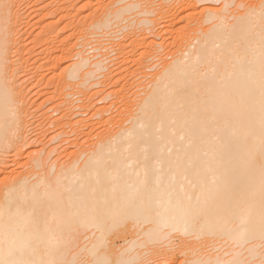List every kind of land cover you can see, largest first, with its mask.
I'll return each mask as SVG.
<instances>
[{
	"label": "bare ground",
	"instance_id": "6f19581e",
	"mask_svg": "<svg viewBox=\"0 0 264 264\" xmlns=\"http://www.w3.org/2000/svg\"><path fill=\"white\" fill-rule=\"evenodd\" d=\"M156 1L158 2V0ZM156 1L118 0L117 5L119 6L121 3V6L115 10H113L114 8L108 9L107 5L109 4H107L106 10L99 16L97 15L92 20V25L89 26L94 31H88L89 33L86 34L95 35L100 31L103 33L114 23L127 20V16L134 9L139 6L141 8L143 5L142 8L145 9H142L139 14L150 15L152 11V15L156 11L158 15L154 19L146 16L139 23L136 22L135 25L138 24L144 28H137L142 33L135 40L133 39L134 46H143L148 44L149 40L150 42L154 40L149 39L146 42L147 33L151 32L153 23L157 22V26H168L167 30L161 32L165 34V36L163 35L165 38L163 37V42L160 41L162 42L160 49L154 47L158 40L152 42L154 43L153 48H157L154 55L156 54L155 57H158L157 54L163 46L167 48L175 46V42L170 45L167 40L168 35L172 32L171 25L174 26L177 22L173 24V20L175 18L178 20L177 16L183 13L182 11L177 15V3L180 2L181 6L179 5V7L184 10L193 9L195 11L200 7L198 6L200 2L217 3L220 0H179V2L176 0V4L173 3L174 0L173 2L159 0V3ZM55 2L57 8L51 5H54ZM125 2L126 4L122 5ZM152 2L157 3L158 8H155L157 4L153 7ZM79 3V0H53L42 7L46 12L43 13V10L39 12L43 13L42 19L44 20L46 16L49 18L48 15L52 12L51 8L56 9L55 12H66L62 18H59V21L66 20L63 28L75 27V31L78 32L79 9L85 11L84 8L92 6L95 1L87 0L83 4L80 3L81 5ZM149 3L152 4L149 6ZM175 6L176 11L174 10ZM247 6L245 9L250 11L243 12L244 14L238 13L239 16L236 20L234 19L235 22H231L230 25L228 24L229 20L233 17H230L229 20L226 17L227 11L223 9L226 6L220 7L224 12L221 9L216 10V7L214 9L205 7L201 11L202 14L200 13L202 18L197 17L200 19L199 22L195 20L198 26L196 24V29H191L196 34L194 37L192 32L194 41L189 42L188 40L187 42L188 30L181 28V32L183 30L181 35H187L183 36L185 38L181 36L183 43H180L181 45L178 43L180 46L178 45L179 47H176V51L173 52V58L171 56V60H173L169 63L165 60L166 64L162 66L163 62L161 61L165 56L162 59L158 58L161 62H159V66L161 65L163 69H158L156 63L157 73L151 74L153 79L150 73L147 74L149 76L144 74L146 77H151V80L149 85L141 84L144 92L140 91L142 95L137 92L141 95L137 94L139 99L133 100L130 95L132 99L128 100L129 95L123 94L118 98L119 100H113L110 105L105 107L99 105L98 109L97 106H93L96 105V100L95 102L86 100L87 102L80 106L76 104L83 110L85 108L86 112L90 108L96 107L94 114L91 116V113V117H86L90 118L86 121L87 124L83 125L86 118L78 119L75 121L77 124L82 123L84 127L97 124L98 126H95L99 127L110 121L112 124H114L113 122L118 123L119 126L120 121L121 126L117 128L119 130L116 129L117 132L113 129L115 133H111L112 128L110 132L108 129L110 127H108L103 132L104 134L109 132L105 135L101 133L100 136L97 133L101 131L95 130L96 127L93 125L91 128L95 130L96 133H93L96 136L99 135L100 138L98 136L96 138L99 140L94 141L93 146L91 145L93 141H91V144H88L93 147L91 150L87 149V152L84 150L85 152L79 154L80 156L76 154V159L74 157L75 160L69 161L70 165L66 163L62 166L63 168L66 165L69 166L66 167L67 169L63 170L59 166L61 169L57 170L58 173L56 172L57 175L53 178L51 176L52 179L42 174L40 176V172L32 174L35 172L33 170L31 173L29 172L30 175L23 172L21 173L23 175L19 174L13 179L9 178L10 176L2 177L3 179L0 181L2 183L0 184L2 186L0 188V264H108L110 260L113 261V264L114 261L115 264H126L123 261L126 257L128 261L130 260L129 254L127 255L126 251L120 248L122 251H119L124 252V255L127 256L125 258L122 255L121 258L118 257L120 255L115 256L114 249L116 247L113 246L112 240V234L118 235L125 231L138 235L136 239H133V244L129 243L131 246L128 245V247H133L134 250V246L147 245L149 247L150 245L154 249L153 252L155 251L157 254H153L156 260H159V257H162V260L163 258L168 259L167 257L171 260L172 257L174 258L178 246L176 245V250L175 247L173 248L174 245L171 246L173 236L170 234L179 233L185 238L181 239L182 245L179 244L181 247L177 252L189 251V255L185 259L187 264H264V0L256 4L254 2L250 4V7ZM194 11L190 12V15ZM233 14L235 15L234 12ZM190 15L187 14L189 17ZM6 16L7 10L3 0H0V149L14 147L15 159L17 154L25 148L23 146L27 144L24 140L28 141L30 138H26L28 137L25 126L27 121L24 120L25 115H23V110H25L23 107L26 105L20 106L19 104L18 93L22 89L16 93V88L8 78L7 60L10 44L5 24ZM187 16L182 17L184 19ZM59 21L43 25L40 34L44 36V39L52 36L50 33H54L60 26L58 25ZM132 22L135 23V21H131V24ZM150 23L152 24L149 25ZM131 24L121 27L123 29L134 26ZM207 24H211L210 27H205ZM147 25L150 26V29L148 28L149 31L144 32L145 29L147 31ZM156 31L152 30L151 34ZM60 33L61 31H58L54 35L56 36L54 40L51 36L52 40L50 37L46 41L44 40L47 43L50 42L48 49H45L46 53L44 52L47 63L43 64L52 66L51 68L58 66L64 56L53 53L58 49L56 45L63 44L70 39L66 37L62 41H57V37L62 36ZM161 33L159 31V34ZM86 34L80 38L83 40ZM136 34H138L137 31ZM155 36L162 37L157 33ZM192 37L190 36L191 39H193ZM76 42L72 48H69L71 51L67 49V52H71L69 56L73 59L79 57L74 60L75 62L73 61L74 63L69 64L67 70H63L66 71L65 74L60 75L64 82L66 81L63 86L70 85L68 83L70 80L76 81L79 77L85 81L87 75L98 76V71L105 68L104 59L100 57L101 60L103 59L104 66H102L101 60L99 62L96 60L92 64L95 68L87 69L85 74L81 73L88 62H92L88 61L89 57L87 56V58L85 55L87 41L84 43L86 45L83 50L80 51L78 48V50L75 49V45L79 46L78 41ZM123 42H119L121 45H118L122 53L126 50L124 48L126 44ZM150 42L149 45L152 44ZM184 43H189L185 46V48L187 47L186 52L180 48L185 45ZM105 49L108 48L105 47ZM101 50L104 49L101 48ZM157 51L159 52L156 53ZM164 53L166 55V52ZM52 54L55 57H52ZM154 55H152L153 58ZM160 56L162 57V54ZM168 58L170 57L168 56ZM149 59L152 58L149 57ZM142 66L148 67L145 64ZM139 67L137 68L138 73L144 77ZM112 68L111 75L113 78L118 75L115 80V83H118L121 78L119 74L123 71H120L118 66L119 71H113L114 68ZM150 68H152L151 65L149 70ZM154 68L153 65L152 69ZM143 69L141 68V70ZM105 70L107 69L103 71ZM96 72L97 74H95ZM42 77L44 78V75ZM142 82L144 81L142 80ZM134 83L131 85L133 86ZM133 95L135 98L136 93ZM108 96H103L102 101H98L104 102ZM65 99L66 96L50 109L52 111L59 110L61 104H67L70 100ZM70 101L72 103V99ZM74 102L71 104L72 106ZM113 106L115 109L118 108L119 119H117V114L110 112ZM63 108L61 107L62 110ZM71 109L74 113V109L77 108L75 106ZM65 111L61 117L57 118V121L56 119L52 120V123L63 122L66 118V122L60 123L61 128L75 125L76 123L71 120L73 118L69 117L71 116L70 112ZM81 112L82 115L83 112ZM107 112H110L109 116L111 113L112 116H116L115 119L118 121H114L112 116H108L109 118L106 116L107 119L103 120L106 118L104 115ZM98 115L100 117L97 118V122L91 123V119H95V116ZM102 116L104 117L102 118ZM44 117L49 118V115ZM45 118L42 120L43 122ZM99 118L102 119L98 120ZM49 122L51 124L50 120ZM80 127H74L76 128L75 132L71 129L73 133H77L74 137L78 141L80 135L77 129ZM46 128L42 131L45 132ZM35 131L37 132V129ZM62 131L67 132L66 129ZM89 133L91 135L92 131ZM89 133L87 137L90 136ZM37 135L45 136L41 132H38ZM94 135H91L90 139L93 140ZM21 137L23 139L25 137L24 145L21 142ZM86 139L85 141H87ZM78 141L76 144H79ZM70 143V146L73 144L75 146V142L73 143L72 140ZM28 144L30 145V142ZM79 147L82 148V146ZM43 148L45 149V147ZM40 150L41 148L38 149V152ZM38 152V156L34 157V166L40 169V166L43 165H41V160L45 157L39 156ZM81 156L84 158H80ZM80 159L82 160L80 161ZM3 163L0 162V173L8 170L10 165ZM54 167L52 166V170ZM32 175L35 178H32L34 177ZM89 236H92L91 239H88ZM167 245L170 246L169 249L164 247ZM165 248L169 251L170 248H173L174 254L173 251H165ZM119 251L117 250L118 254ZM110 252H113L114 255L110 256ZM138 253L130 255L131 259L134 258L136 261L137 258L138 260L140 258V255L137 256ZM184 254L186 255V252ZM115 257H118V260ZM161 259L160 263H162ZM166 262L168 261L166 260Z\"/></svg>",
	"mask_w": 264,
	"mask_h": 264
},
{
	"label": "rangeland",
	"instance_id": "374dc122",
	"mask_svg": "<svg viewBox=\"0 0 264 264\" xmlns=\"http://www.w3.org/2000/svg\"><path fill=\"white\" fill-rule=\"evenodd\" d=\"M50 1H52L53 2V0H3V4H4V6H5V8H6V10H7V16H6V18H5V24H6V28H7V37H8V39H9V50H8V60H7V65H8V67H7V69H8V78L10 79V83L12 84V85H14V87L16 88V93H18L21 89V91L20 92H22V93H18V97H19V104H20V106L22 105V106H27V109H26V106L25 107H23V108H25V110H23V115H25V118H24V120L25 121H27V122H25V126H26V128H27V130L26 131H28V137H26L27 139H29L28 141H26V139H25V137H24V139H23V137H21V142L23 143V145L25 144V142H27V144L26 145H29L28 143L30 142V145L29 146H26V145H22L23 147H25V148H23L22 150H21V152H19L18 154H17V157H15V159H14V155H15V153H16V151H15V148L14 147H9V148H5V149H0V162H4L3 164L5 165V164H10L9 165V168H8V170H9V172H8V170L6 169L5 171H3V172H1L0 173V181H2V179L4 178V177H6V176H10L9 178H11V179H13V177H18L19 176V174H21V173H26L27 175L29 174L30 175V173H31V170H33V171H35V172H32V174L33 173H39V175L40 176H46V177H48L49 176V178H51V176H52V178H53V176H55V175H57V174H55L56 172L58 173V171L57 170H59V168L60 167H62L64 164H66V163H68L69 165H70V163L72 162L71 160L75 157V159H76V154H81L84 150H86V152H87V149H89V150H91L93 147V144H94V141H96V140H99V135L101 136L102 134H104V132L103 131H105L106 130V128H108V127H110V128H108L109 129V131L111 132V128H112V132L111 133H113L114 132V130H115V132H117L116 131V129L117 128H119V126H121L120 125V121H119V126H118V123H116V122H113L114 124H112L110 121L108 122V123H105V125H101V126H99V127H96V126H98L97 124H93L96 128H95V130H97L98 132L99 131H101V132H99V133H97V134H99V135H97L99 138L98 139H96L97 138V136H96V132H95V130L94 129H92L91 127H93V125L91 126L90 125V127L88 128L87 126H83L84 124H87L86 123V121H88L89 119H87L86 117H89L90 116V114H91V116L94 114L93 112H95L96 110H95V108L96 107H92V108H90V110L88 111V112H86L85 110V108H84V110H83V108H79V107H77V105L78 106H80L81 104H83V103H85V102H87L86 100H91V102H92V100H93V102H95V100L97 101V103H96V105H93V106H97V109H98V107L100 108V106H103V107H105V106H107V105H110L111 103H112V101L113 100H119L118 98H120L123 94H127V95H129V98H128V100H131L132 98H133V100L134 99H139V97H137V94H139V93H137V92H144V89L142 88V85L144 84L145 86L146 85H149V82H150V80H151V74L153 75L154 73L156 74L157 72H156V70H157V68L158 69H160V68H162V66L164 65V64H166V61H168V63L169 62H171L172 60H171V56H172V58H173V55L172 54H174L173 52L174 51H176V49L181 45L180 43H183V42H181L183 39L181 38V34L183 33V30H182V32H181V28H183V29H186V30H188L187 31V33H188V39H187V34L186 35H183V36H186V40H187V42H188V40H189V42L191 41V40H193L194 41V38L192 37L193 36V34H192V32L194 33V37L196 36V34H195V32L193 31L194 29H196V24H197V21L199 22V18H202L201 17V11L205 8V7H212V9H214L215 7V9L216 10H219V9H221V8H223V7H225L226 6V8H223V9H225V11H227L226 12V17H228V20L230 19V17H233V18H231L229 21V25H230V23L231 22H233L234 21V19L236 20L237 19V17L239 16V14L242 12V14H244L248 9H245L246 8V6L247 5H249V6H247V7H250V4H252V3H254L255 2V4L257 3V2H260V1H258V0H220L219 2H217V3H215V2H200V3H198V6H200V7H198V8H196L197 10H199V11H197L196 9H195V11L192 9H187V10H184V8L182 9L181 7H179V0L177 1V2H179V3H177L176 2V0H174V2H173V0H170V2L172 1L173 3H175L176 5H178V7H177V9H176V6H175V11L177 10V15H178V13L180 14L182 11H183V13H182V15H178L177 17H178V20H180V18H182L180 21H178V20H173V24L176 22V24H174V26L173 25H171L172 27V29H171V34H169L168 36V40H167V42L170 44V45H172L174 42H175V46L174 45H172V46H170L171 47V50H173V51H171L170 50V47L169 48H167V47H165V46H163L162 48H161V50H160V52H161V54H162V57L160 56L161 54H160V52L159 51H157L156 53H158L157 54V56L158 57H155V55H154V52H155V50L157 49V48H153V45H154V43H152L154 40H158V41H156V43H155V45H154V47H159V49H160V47H161V43L163 42V40H164V36H165V34H162L161 32L163 31L164 32V30L168 27H166V26H164V27H162L163 25H159V26H157V22H155L156 23V26H154V24L155 23H150L149 25H151V32H152V30H154V32L156 31V33L158 34V35H162V37L161 36H159V38H158V36L156 37L155 35H156V33H152L151 34V32L148 30V28L150 27V26H148L147 25V31H145L144 29V32H148L149 33V35H148V33H147V36H148V39H147V41L146 42H148V40L149 39H154L152 42H150V40H149V42L150 43H152V44H150L149 45V42H148V44L146 43V44H144L143 46H145V47H143L142 45L140 46H134V40L136 39V37L138 36V35H141V33L142 32H140V29H138L137 30V28H141V26L140 25H135L136 24V22L137 23H139V21H141L142 20V18L144 19V18H146V16H147V18H151L152 19V17H153V19L156 17V15H158V13L156 14L154 11V14H152L151 15V13H152V11H151V13H150V15L149 14H147V13H145L144 15L141 13V14H139L140 13V11H142V7H144L143 5L141 6V8H136V9H134L132 12H131V14H129L128 16H127V20H125V21H122V22H120V23H114L113 25H112V27L111 28H109V29H107L106 31H104L103 33L101 32H99V33H97V34H95V35H91V34H86L88 31L89 32H93L94 31V29H92V27L90 28L89 26H91L92 24L91 23H93V21L92 20H94L96 17H97V15L99 16L100 14H101V12H103L104 10H106V8H107V6H108V9H110V10H112L113 8V10H115V9H117L119 6H121L120 4H119V6L117 5L118 4V0H92V1H95V3H97V4H95V3H92V6H88V7H85L84 8V10L85 11H82V9H79V29H78V32H76L75 30H76V28L74 27H71V26H69V29H64L63 27L65 26L64 24L66 23V20H64V19H62L61 21H59L60 19V17L62 18V16L66 13V12H64V11H56L55 12V10L56 9H54V8H51L50 10L53 12H55L56 13V15H55V13H52L51 11V13L48 15L49 16V18L46 16V18H45V20L44 19H42V16H43V13L44 12H46V11H44V9L42 8L43 6H45L44 4H46L47 2L49 3ZM87 0H79V2L80 3H82L83 4V2H86ZM113 1V2H112ZM130 1H132V0H130ZM137 1V0H136ZM156 1V0H155ZM253 1V2H252ZM112 4H111V3ZM115 2V3H114ZM129 2V1H128ZM157 2V1H156ZM155 2V3H156ZM160 1L158 0V2L157 3H159ZM224 2V3H223ZM225 2H226V4H225ZM227 2H229L228 4H227ZM242 2V3H241ZM251 2V3H250ZM79 3V5H81ZM113 3L115 4L114 6H113ZM153 3V2H152ZM151 3V4H152ZM156 3V4H157ZM107 4H111L110 5V7H109V5H107ZM124 4H126V2L125 3H123L122 5H124ZM150 3L148 4L149 6L151 5ZM156 4H152L153 5V7L156 5ZM200 4V5H199ZM243 4V5H242ZM52 6H55L56 7V2L54 3V5L53 4H51ZM51 5H49V7H52ZM97 7H96V6ZM107 5V6H106ZM239 5H242V6H240L239 7ZM104 6H106V7H104ZM111 6H112V8H111ZM181 6V5H180ZM202 6H203V8H202ZM223 6V7H222ZM80 7V6H79ZM105 9H104V8ZM221 7V8H220ZM57 8V7H56ZM103 8V10H101ZM155 8H158V4L156 5V7ZM181 8V9H180ZM200 8V9H199ZM202 8V9H201ZM244 8V9H243ZM37 9H39V10H37ZM49 9V8H48ZM145 9V8H144ZM143 9V10H144ZM223 9H221V11H223L224 12V10ZM227 9V10H226ZM42 10H43V13H41L42 12ZM153 10V9H152ZM173 10V12H175ZM179 10H181V11H179ZM38 11V12H37ZM39 11H41V12H39ZM74 11V10H73ZM179 11V12H178ZM192 11H194L193 12V14L192 15H190L191 13L190 12H192ZM197 11V12H196ZM250 11V10H249ZM249 11H247V12H249ZM36 12H37V14H36ZM83 12V13H82ZM233 12L235 13V15L233 14ZM244 12V13H243ZM246 12V13H247ZM59 13V14H58ZM189 13V15H190V17L189 16H187V14ZM197 13V14H196ZM201 13V14H200ZM239 13V14H238ZM52 14V15H51ZM61 14V15H60ZM186 14V15H185ZM200 14V16H198ZM238 14V15H237ZM55 15V16H54ZM87 15H89V16H86ZM187 16V18H184L183 19V17H185V16ZM196 15V16H195ZM232 15H234L235 16V18H234V16H232ZM51 16V17H50ZM83 16H84V18H83ZM95 16V17H94ZM183 16V17H182ZM94 17V18H93ZM180 17V18H179ZM197 17H199V18H197ZM83 18V19H82ZM48 20V21H47ZM195 20H197L196 21V23H195ZM57 21H59L60 23L58 24V25H60V26H58V28L54 31V33H50V34H52V39L54 40L55 38L54 37H56V36H54L58 31H61V37H57V41H62V39L63 38H66L67 37V39L68 38H70V39H68L65 43H63V44H57L56 46H57V51L56 52H53L55 55L57 54V55H64V56H62V58H61V61H60V63L58 64V66H53L54 68H51L52 66H47V64H43L45 61H46V51H45V49H48V43L50 42H45L46 41V39L47 38H49L50 36H48L46 39H44L43 37L44 36H42L40 33L42 32V30H43V25L45 26L46 25V23L48 24V23H52V22H57ZM131 21H135V23H133L132 22V24H131ZM154 22V21H153ZM161 22H163L162 20H161ZM235 22V21H234ZM158 23H159V21H158ZM195 23V24H194ZM134 25V26H132V27H128V28H123L122 29V27H124V26H128V25ZM194 24V25H193ZM232 24V23H231ZM64 25V26H63ZM177 27H176V26ZM209 25H211V24H209ZM208 24L207 25H205V27H210ZM122 26V27H121ZM136 26V27H135ZM197 26H198V24H197ZM152 27H156L155 29H153ZM159 27V28H158ZM174 27H176L175 29H174ZM63 28V29H62ZM90 28V29H89ZM136 30H135V29ZM142 28H144L143 26H142ZM141 28V29H142ZM146 28V27H145ZM169 28V27H168ZM167 28V29H168ZM150 29V28H149ZM166 29V30H167ZM178 29V30H177ZM179 29H180V31H179ZM191 29H193V30H191ZM134 30V31H133ZM175 30H177V31H175ZM76 33H75V32ZM136 31H137V33L138 34H136ZM159 31H160V33L161 34H159ZM190 31H191V33H190ZM88 32V33H89ZM143 32V33H144ZM181 32V33H180ZM184 32H186L185 30H184ZM84 33V34H83ZM140 33V34H139ZM192 34V35H190V34ZM86 34V37H84V39L82 40L80 37L82 36V35H85ZM155 34V35H154ZM76 35V37H74ZM164 35V36H163ZM199 35V34H198ZM70 36V37H69ZM73 36V37H72ZM125 36V37H124ZM153 36H154V38H153ZM180 36V37H179ZM182 36V37H183ZM190 36L193 38V39H191L190 38ZM42 37V38H41ZM51 37H50V39H51ZM127 37V38H126ZM141 38H142V36H140ZM140 37H138V38H140ZM150 37V38H149ZM164 37V38H163ZM176 37H177V39H176ZM77 38H79V39H77ZM86 38V39H85ZM183 38H185V37H183ZM49 39V40H50ZM51 39V40H52ZM110 41H109V40ZM134 39V40H133ZM163 39V40H162ZM177 41H176V40ZM181 39V40H180ZM45 40V41H44ZM108 40V41H107ZM162 40V42H160ZM76 41H78V43H79V46H77V45H75V49L76 50H78V51H80V50H83V48L85 47V45L86 44H84V43H86V41H87V44H88V46H86L85 47V50H86V52H85V55H86V57L88 56L89 58H90V60H89V58H88V61H90V62H92V63H89L88 62V64H87V66L85 67V69L84 70H82V72L81 73H83V74H85V72L86 71H88V70H91L92 68H95V66L94 65H92L94 62H96V60H97V62H99V60H101V58H103L104 59V62H105V66L103 65V59L101 60V63H102V66H104L105 68L104 69H107V70H105V71H103V70H101L100 69V71H98V76H96L95 74H97V72L94 74L95 76H85V78H86V80L85 81H83L80 77H79V79H77L76 81L74 80V81H69L68 83H70V85H66V86H63V85H65L66 84V81L64 82V80H63V78L60 76V75H63V73L64 72H66V71H63V70H67V68H69L68 66H69V64H72V62L74 61V60H76L77 58H75L74 57V59H73V57L71 58V56H69L70 54H71V49H69L70 47L72 48V46L74 45V44H76L77 42ZM122 41H124L123 43L124 44H126L125 45V49L126 50H124V53H122V52H120L121 51V49H119L120 48V46H118V45H121L120 43H122ZM132 41H133V44H132ZM193 41H191V42H193ZM44 42V43H43ZM76 42V43H75ZM120 42V43H119ZM155 42V41H154ZM171 42V43H170ZM45 43H47V44H45ZM112 43V44H111ZM180 45H179V44ZM45 44V45H44ZM117 44V45H116ZM159 44H160V46H159ZM185 45L182 47H180L181 49H183L182 51H187V47L185 48V46H187V45H189V43H184ZM187 44V45H186ZM71 45V46H70ZM84 45V46H83ZM101 45V46H100ZM149 45V46H148ZM152 45V46H151ZM179 45V46H178ZM100 46V47H99ZM46 47V48H45ZM105 47H107L108 49H105ZM112 47V48H111ZM118 47V48H117ZM151 47V48H150ZM177 47V48H176ZM74 48V47H73ZM78 48V49H77ZM82 48V49H81ZM89 50H88V49ZM96 48V50H94ZM101 48L102 49H104V50H101ZM146 48V49H145ZM67 49H69L70 51V53H68L67 52ZM158 49V50H159ZM166 49H167V51H166ZM169 49V50H168ZM89 52H88V51ZM116 50H119V51H116ZM163 50H164V52H166V55H165V53L163 52ZM180 50V49H179ZM100 51H102V52H100ZM111 51V52H110ZM150 51V52H149ZM171 51V52H170ZM181 51V50H180ZM41 52V53H40ZM43 52V53H42ZM45 52V53H44ZM100 52V53H99ZM153 53L152 55H154V58L156 59H154L153 58V56L151 55V54H149V53ZM168 52H169V55H168ZM89 53V54H88ZM109 53H111V54H109ZM147 53V54H146ZM171 53V54H170ZM184 53V52H183ZM54 54H52L53 56L52 57H55L54 56ZM68 54V55H67ZM105 54H106V56H105ZM108 54H109V57H108ZM149 54V55H148ZM118 55V56H117ZM119 55H120V57H119ZM123 55V56H122ZM96 56H99V57H97L96 58ZM104 56V57H103ZM112 58H111V57ZM114 56V57H113ZM115 56H116V58H115ZM161 58H160V57ZM163 56H165L164 58H166V59H164L163 58ZM168 56L170 57V58H168ZM94 57V58H93ZM101 57V58H100ZM108 59H107V58ZM149 57L150 58H152V59H149ZM164 59V61H163V59H162V61L161 62H163V64H162V66L160 65L159 66V62H160V60L159 59ZM107 60V61H106ZM158 60V61H157ZM166 60V61H165ZM170 60V61H169ZM110 61V62H109ZM115 61V62H114ZM75 62V61H74ZM73 62V63H74ZM112 62V63H111ZM119 62V63H118ZM160 62V63H161ZM45 63H47V62H45ZM108 63V64H107ZM120 63H121V65H120ZM154 63V64H153ZM158 64L157 65V68H156V65L155 64ZM49 64V63H48ZM142 64L144 65H148V67L147 68H145L144 66H142ZM41 65H43L42 67H44L43 69L41 68ZM45 65V66H44ZM112 65H114V66H116V67H114V66H112ZM150 65H151V67L153 68V65H154V69H152V68H150V70H149V67H150ZM107 66H108V68H107ZM115 69L116 68V70H114L112 67ZM117 66H118V68H119V70L120 71H123V73L122 72H120L121 74H119L120 76H121V78H120V76H119V78H120V81L118 82V83H115V80H116V78L118 77V75H117V77H115V78H113L112 77V70H111V68L113 69V71H117L118 70V68H117ZM119 66H121V67H119ZM143 69V67L146 69L145 70V72H144V69L143 70H141V68ZM39 67H40V69H39ZM50 67V68H49ZM139 67V70L141 71V72H143V76H144V74H148V73H150V76L151 77H146V76H144V77H142L139 73H138V68ZM90 68V69H89ZM110 68V69H109ZM122 68V69H121ZM38 69V70H37ZM47 69V70H46ZM52 69V70H51ZM88 69V70H87ZM147 69H148V71H147ZM163 69V68H162ZM161 69V70H162ZM109 70V71H108ZM118 70V71H119ZM155 72H154V71ZM47 71V72H46ZM48 71H50L49 73H48ZM160 71V70H159ZM135 72H137V73H135ZM106 73H108L107 75H106ZM42 74V75H41ZM55 74V75H54ZM65 74V73H64ZM105 74V75H104ZM139 74V75H138ZM44 75V78L42 77ZM104 75V76H103ZM46 76V77H45ZM147 76H149V75H147ZM53 77L55 78L54 80H53ZM59 77H61L62 78V81H61V78H59ZM109 77V78H108ZM112 77V78H111ZM124 79H123V78ZM142 77V78H141ZM145 78H147V80H144ZM9 79H8V81H9ZM59 79V80H58ZM148 79H149V81H148ZM152 79H153V77H152ZM49 80V81H48ZM50 80H52V81H50ZM127 80V81H126ZM142 80L144 81V82H142ZM12 81V82H11ZM98 81V82H97ZM71 82H72V84H71ZM135 82V83H134ZM142 82V83H141ZM146 82V83H145ZM81 83H83V84H81ZM94 83H96L95 85H94ZM98 83V84H97ZM134 83V85L132 86L131 84H133ZM148 83V84H147ZM47 84H49L48 86H46ZM142 84V85H141ZM93 85V86H92ZM124 85H127V86H124ZM139 86V87H138ZM138 87V88H137ZM144 87V86H143ZM132 88V89H131ZM63 89V90H62ZM147 88L145 87V90H146ZM143 90V91H142ZM80 91V92H79ZM49 92V93H48ZM84 92V93H83ZM85 92H86V94H85ZM89 93V95H87L88 93ZM140 92V94L142 95V93ZM110 93V94H109ZM132 93V94H131ZM134 93H136V95H135V98H134ZM68 94H70V95H68ZM139 94V95H140ZM88 97H87V96ZM91 95V96H90ZM106 95H109L108 96V98L107 99H105V101L104 102H101L102 101V97L103 96H106ZM130 95H131V97H130ZM140 95V96H141ZM65 96H66V99L65 100H71L72 99V103H71V101L69 100V102L66 104H64L63 103V105L61 104L60 106H59V110H54V111H52V109H50V108H52V106L53 105H55V104H57L60 100L62 101V99H63V97L65 98ZM67 96H68V98H67ZM137 97V98H136ZM76 100H78V101H76ZM98 100H101L100 102L98 101ZM20 101H22V102H20ZM73 101H75L74 102V105L76 106V108L77 109H74V113H76V112H79L77 115L76 114H74L71 110H73V109H71V107L72 108H75V106L73 105H71V104H73ZM111 101V102H110ZM21 103H24V104H21ZM77 104V105H76ZM91 104V103H90ZM67 105V106H66ZM69 105H70V108H68L69 107ZM100 105V106H99ZM65 106H66V108H65ZM61 107H64L65 109H66V111H65V109L63 108V110L61 109ZM116 107V106H115ZM80 109H81V111L83 112H81L80 111ZM114 108V106L111 108V110H110V112H112V113H114L115 115L117 114V113H119V111H117V109H115ZM49 110H51L50 112H49ZM93 110V111H92ZM116 112H114V111ZM63 111H65V112H67V113H69V115L71 114V116H69L67 113V115L70 117V118H73V119H71L72 120V122H75V121H78V119H80V118H86L85 119V123H83V125H82V123H80V124H77L76 122V124L75 125H73L72 127L70 126H64V127H66V128H61L62 127V125H61V127H60V123H63L64 121L66 122V118H65V120H63V122L61 121V122H57L56 124H55V122L54 123H52V120H55L56 119V121H57V118L58 117H61V115L63 114ZM69 111V112H68ZM62 112V113H61ZM80 112L82 113V115L80 114ZM110 112H107V113H105V117L107 116H109L110 115ZM45 113V114H44ZM49 113V114H48ZM53 113V114H52ZM73 113V114H72ZM89 115H88V114ZM111 113V116L113 115ZM49 115V118L47 117V118H45L44 116H48ZM65 114V113H64ZM86 114V115H85ZM73 115V116H72ZM74 115H75V117H74ZM88 115V116H87ZM101 115H103V114H101ZM84 116V117H83ZM90 116V117H91ZM104 116H102V118L104 117ZM111 116H109V117H111ZM116 116H118V114L116 115ZM116 116H112L114 119V121L116 120V121H118L117 119H119V116L117 117V119H115V117ZM98 117H100L99 115L96 117L95 116V119H96V121H94L93 119H91V123L93 122H97V118ZM107 117L106 118H103V120H105V119H107ZM108 117V118H109ZM44 118H45V121H46V119H49L50 121H51V124H50V122H49V120H47L46 122L44 121H42V120H44ZM102 118H99L98 120H101ZM42 121V122H41ZM69 121V120H68ZM67 121V122H68ZM43 123V125H41ZM51 125H49V124ZM79 123V122H78ZM89 123V122H88ZM53 124V125H52ZM90 124V123H89ZM104 124V123H103ZM45 125H47V126H45ZM56 125V126H55ZM81 126L80 127V129H77V132H78V130H79V141L78 140H76L75 138L76 137H74V136H76L77 135V133H73V132H75L76 131V128H78L79 126ZM116 125H117V127H116ZM41 126V127H40ZM49 126V127H48ZM58 126V127H57ZM39 128V130H38V128ZM47 127V128H46ZM68 127V128H67ZM74 127H76V128H74ZM25 128V127H24ZM40 128H43V129H40ZM46 128V131L45 132H43L44 131V129ZM49 128V129H48ZM99 128V129H98ZM121 128V127H120ZM37 129V132L35 131ZM64 129H66V131L67 132H63L62 130H64ZM73 130V132H72V130ZM114 129V130H113ZM41 130V131H40ZM43 130V131H42ZM94 130V131H93ZM117 130H119V129H117ZM89 131H92V134L91 135H94V139L92 140V139H90V137H92L91 135H90V133H89ZM109 131H107V132H105V134H107ZM38 132L40 133H42V135H43V133H44V135L45 136H38L37 134H38ZM72 134V136H71V134ZM93 132H95V133H93ZM114 132V133H115ZM30 133H31V135H30ZM37 133V134H36ZM60 133H61V135H60ZM68 133H69V135H68ZM81 133H84V134H82L81 135ZM88 133H89V135L90 136H88L89 137V139H88V137H87V135H88ZM102 133V134H101ZM65 134V135H64ZM104 134V135H105ZM30 135V136H29ZM35 135V136H34ZM60 135V136H59ZM70 136H71V138L72 137H74V138H70ZM96 136V137H95ZM36 137V138H35ZM43 137V138H42ZM86 137H87V139H86ZM39 138H41L40 139V141H38L39 140ZM68 138H70L69 140H70V142H71V140L73 141V143L75 142V146H74V144L73 145H71L70 146V142H69V140H68ZM33 139V140H32ZM51 139V140H50ZM67 139V140H66ZM74 139V140H73ZM85 139L88 141V143H87V141H85ZM23 140L25 141V142H23ZM65 140V141H64ZM35 141V142H34ZM48 141H49V143H48ZM51 141V142H50ZM78 141V143L79 144H76V142ZM91 141H93L92 142V144H91ZM20 142V143H21ZM32 142H34L33 144H32ZM61 142H62V144H61ZM21 143V144H22ZM64 143V144H63ZM81 143V144H80ZM47 144V145H46ZM88 144H91V145H88ZM77 145V146H76ZM79 146H82V148H80ZM43 147H45V149L43 148ZM72 147V148H71ZM92 147V148H91ZM41 148V150L38 152V149H40ZM43 149V150H42ZM66 149H68V150H66ZM66 150V151H65ZM41 151H43V153H41ZM37 152L39 153V156L41 155V156H43V157H45V158H42V160L44 159V161H42L41 160V165H42V167L40 166V169H39V167L38 168H36L35 166H34V160H35V155H36V157L38 156V154H37ZM51 152V153H50ZM69 152H71L70 154H69ZM73 152H75V153H73ZM85 152V151H84ZM50 153V154H49ZM43 154V155H42ZM47 155H49L48 157H47ZM80 156V155H79ZM78 156V157H79ZM77 157V158H78ZM80 158H84V157H80ZM16 161H14V160ZM40 159H41V157H40ZM75 159H73V160H75ZM82 159H80V161H81ZM14 161V162H13ZM69 161H71V162H69ZM55 162V163H54ZM55 165V167H54V165ZM52 166L54 167L53 169L54 170H52ZM60 166V167H59ZM35 167V168H34ZM66 167H67V165H66ZM65 166H64V168L62 167V169L63 170H65V169H67ZM61 169V168H60ZM9 174H8V173ZM30 172V173H29ZM3 173V174H2ZM37 173V174H38ZM26 174H24V175H26ZM42 174V175H41ZM45 174V175H44ZM21 175H23V174H21ZM36 175V174H35ZM32 176H34V175H32ZM3 177V178H2ZM32 178H35V176L34 177H32ZM51 178V179H52ZM0 184H2V183H0ZM2 186L0 185V188H1ZM90 233V232H89ZM179 233H172V234H170L171 236H173V238L171 239L172 241H171V243H172V245L171 246H173V248L175 247V250H176V248H177V246H178V249L181 247L180 245H182V238H185V237H183L181 234H179ZM92 236H93V234H92ZM92 236H89V238L88 239H91V237ZM94 236H95V234H94ZM112 240H113V246L115 245V247L116 248H118V249H114V247H113V249L115 250V256H117V255H120V256H118V257H126L128 254V256H129V258H130V260H133V261H128V259H127V257L125 258V260L123 261V262H125L126 264H163V261L166 259V258H163V260L161 259L162 257H159L160 259H161V261H162V263H160L159 261H160V259L158 260H156L155 258H154V253H155V251L153 252V250L154 249H152V247H150V245H149V247L147 246V245H142V246H134L135 248H134V250L132 249V248H130V247H128V245H129V243L130 244H133V242H134V240L133 239H136L137 238V234H133V233H130L129 231H125V232H122L121 234H118V235H116V234H112ZM87 239V238H86ZM85 239V240H86ZM87 239V240H88ZM85 240H83V241H85ZM132 242V243H131ZM180 244V245H179ZM177 245V246H176ZM129 246H131V245H129ZM79 247V246H78ZM164 247H168V249H169V245H167V246H164ZM124 250V251H126L125 253L127 254V255H124L125 253L124 252H121L122 250ZM126 250H125V249ZM173 248H170V251L169 250H167L166 248H165V251L167 250L168 252H172L173 251V254H174V251L175 250H172ZM262 248H263V246H262ZM129 249V250H128ZM177 249V250H178ZM107 250H109V249H107ZM117 250L119 251V250H121V251H119V254H118V252H117ZM133 250V251H132ZM177 250H176V252H175V256H174V258H175V260H173L174 258L172 257V260L169 258V257H167L168 259H166L168 262H166V260H165V263L164 264H187V262H186V256H188L189 254V251H181V252H177ZM180 250V249H179ZM129 251V252H128ZM138 253L137 254V256H139L138 258V260H137V258H136V261H134L135 259L134 258H132L131 259V257H130V255H134L133 253ZM184 252H186V255L184 254ZM117 253V254H116ZM182 253V254H181ZM156 254V253H155ZM113 256L114 254H113V252L111 253L110 252V256ZM122 255V256H121ZM157 255V254H156ZM136 256V257H137ZM163 256V255H162ZM173 256V255H172ZM177 256V257H176ZM87 257H89V256H87ZM118 257H115L117 260H118ZM171 257V256H170ZM86 258V257H85ZM119 258V259H120ZM157 258H158V256H157ZM177 258V259H176ZM90 259V258H89ZM155 260H156V262H155ZM128 261V262H127ZM185 261V262H184ZM87 264V263H86ZM89 264V263H88ZM108 264H113V261H111L110 260V262L108 263ZM114 264H115V261H114Z\"/></svg>",
	"mask_w": 264,
	"mask_h": 264
}]
</instances>
